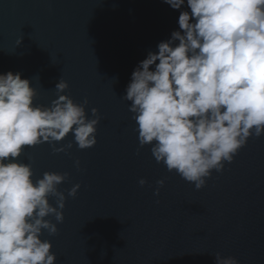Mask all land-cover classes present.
<instances>
[{"label": "water", "instance_id": "obj_1", "mask_svg": "<svg viewBox=\"0 0 264 264\" xmlns=\"http://www.w3.org/2000/svg\"><path fill=\"white\" fill-rule=\"evenodd\" d=\"M178 17L162 0H0V74L22 73L43 106L58 98L62 79L63 95L87 99V118L93 108L101 117L94 147L80 150L69 134L54 145L71 143L65 152L45 143L19 158L34 181L68 174L58 186L63 222L47 217L58 231L41 236L56 264H215L216 254L264 264V136L250 138L200 190L158 164L151 146L139 147L122 96L148 51L178 30Z\"/></svg>", "mask_w": 264, "mask_h": 264}, {"label": "clouds", "instance_id": "obj_2", "mask_svg": "<svg viewBox=\"0 0 264 264\" xmlns=\"http://www.w3.org/2000/svg\"><path fill=\"white\" fill-rule=\"evenodd\" d=\"M162 2L179 12L178 30L138 63L122 98L130 102L139 147L151 146L158 164L200 190L250 138L264 136V0ZM67 89L61 79L58 98L36 105L29 79L0 74V264H56L52 244L41 236L58 231L47 217L63 222L66 197L58 186L68 174L45 172L34 181L31 164L19 158L45 143L54 154L65 152L71 143L54 145L69 134L80 150L96 145L98 110L87 118V99L76 104L62 94ZM79 188L68 196L75 198ZM215 264L238 261L216 254Z\"/></svg>", "mask_w": 264, "mask_h": 264}]
</instances>
